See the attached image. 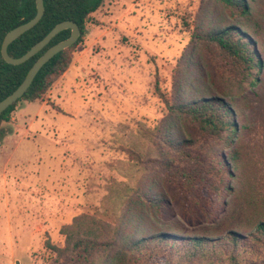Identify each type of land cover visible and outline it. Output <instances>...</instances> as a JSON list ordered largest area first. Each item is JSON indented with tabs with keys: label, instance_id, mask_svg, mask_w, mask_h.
<instances>
[{
	"label": "rangeland",
	"instance_id": "obj_1",
	"mask_svg": "<svg viewBox=\"0 0 264 264\" xmlns=\"http://www.w3.org/2000/svg\"><path fill=\"white\" fill-rule=\"evenodd\" d=\"M249 3L260 70L234 109L250 179L264 195V0ZM231 15L216 0H103L66 72L40 101L19 103L1 124L0 264H56L45 243L61 248L60 229L74 217L115 225L136 189L169 194L143 133L165 119L159 92L174 101L212 91L211 60L192 34L245 19ZM215 67L220 84H237ZM171 128L185 133L173 118ZM172 212L157 220L167 222Z\"/></svg>",
	"mask_w": 264,
	"mask_h": 264
},
{
	"label": "trees",
	"instance_id": "obj_2",
	"mask_svg": "<svg viewBox=\"0 0 264 264\" xmlns=\"http://www.w3.org/2000/svg\"><path fill=\"white\" fill-rule=\"evenodd\" d=\"M216 1L231 16L238 13L245 19L192 34L211 60L215 76L210 77L212 91L190 99L178 94L174 101L159 92L165 119L154 133H143V140L151 141L157 174L169 194L150 192L149 187L136 189L115 225L87 214L74 217L60 229L64 238L61 248L45 243L56 264H264V195L250 179L252 160L240 139L242 126L234 109L235 96L256 85L260 70L249 31L252 0ZM102 2L43 0L41 20L8 46L9 56L20 57L63 21L76 23L81 33L77 42L53 56L23 96L0 114V139L4 136L1 124L9 121L18 104L40 101L66 72L72 51L84 36L86 21ZM34 14L35 0H0V47L7 32ZM69 35V30L60 32L18 66L5 63L0 53V101L21 84L48 48ZM215 64L237 80L233 88L219 83ZM172 118L184 126V135L174 134ZM137 157L142 158L140 154ZM164 210L173 212L162 223L157 218ZM146 224L150 226L145 228Z\"/></svg>",
	"mask_w": 264,
	"mask_h": 264
},
{
	"label": "water",
	"instance_id": "obj_3",
	"mask_svg": "<svg viewBox=\"0 0 264 264\" xmlns=\"http://www.w3.org/2000/svg\"><path fill=\"white\" fill-rule=\"evenodd\" d=\"M44 13V4L43 0H35V14L34 16L28 20L27 22L20 24L9 32H7L2 40L0 53L4 62L12 65L18 66L23 64L31 57L39 53L57 34L62 31L69 30L70 35L67 39L58 42L57 44L48 48L31 66L29 71L27 72L25 78L21 82V84L7 97L0 101V114L3 113L9 106L15 103L18 99H20L26 90L31 85L33 79L35 78L38 71L56 54L59 52L71 47L74 45L78 38L80 37V29L76 23L72 21H63L56 24L40 41L34 44L27 52H25L22 56L13 58L8 55L7 48L8 46L15 41L18 37H20L25 32L32 29L42 18Z\"/></svg>",
	"mask_w": 264,
	"mask_h": 264
}]
</instances>
